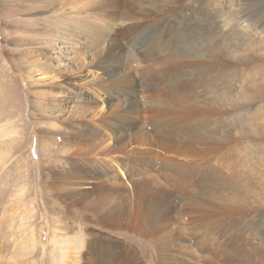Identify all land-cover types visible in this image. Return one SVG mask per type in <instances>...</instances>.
I'll return each instance as SVG.
<instances>
[{"label":"rangeland","instance_id":"rangeland-1","mask_svg":"<svg viewBox=\"0 0 264 264\" xmlns=\"http://www.w3.org/2000/svg\"><path fill=\"white\" fill-rule=\"evenodd\" d=\"M127 1L136 26L130 28L128 21H111L102 15L109 29L97 33L108 39V50L115 52L114 61L125 72L118 93L135 78L136 88L149 94L154 85L172 88L181 76L180 62L187 58L175 57L169 60L174 63H166L164 58L172 52L196 47L188 60L195 61L196 54L204 61L192 67L194 77L188 83L198 99L190 97V113L184 122L182 116L175 117V131L188 142L190 153L177 156V164L189 171L190 185L182 188L174 183L157 191L158 195L145 199L144 217L129 216L124 227L70 217L60 196L53 193L49 170L66 167L68 157L81 161L78 144L87 145L90 135L94 141L108 139L110 127L104 123L98 127L94 114L116 102L117 89L110 92L115 100L109 101L102 91H83L82 87L101 72L109 73L112 63L105 61L101 71L102 65L93 66L103 48L89 43L96 39L85 29L72 43L54 38L67 34L53 16L59 0H0V228L4 227L3 233L0 229V264H264V30L246 28L238 21L218 33L215 25H223L220 10L231 8L234 0ZM237 7L248 13L254 26L264 25V18L258 20L264 0H241ZM147 9L168 13L159 18L163 27H157L155 20L139 18ZM73 28L81 31L83 25ZM209 33L208 39L202 38ZM207 53L214 57L219 53L221 65L205 59ZM232 61L244 66L229 68ZM228 71L233 72L232 90L225 99L218 90L225 86ZM142 94L136 98L141 100ZM144 113L138 115L145 127L154 129L153 120L164 124L162 116L152 113L153 119L148 120ZM126 118L133 119L131 114ZM134 145L128 157L142 158L143 167L154 169L163 185L160 175L167 169L162 167L163 158L150 163L149 154ZM130 165L126 162L124 170L108 167L107 175L113 182H126L125 174L133 177L135 172ZM75 188L77 194L84 189ZM186 199H203L206 213L189 212L193 220L184 215L180 227L188 242L179 236L180 240H173L176 246H165L163 228L150 219L161 203L177 200L179 205ZM227 202L240 209L223 210ZM130 209L135 215L136 209ZM203 216L206 238L199 227L205 224ZM80 240L79 250L68 245ZM60 241L69 243L64 246Z\"/></svg>","mask_w":264,"mask_h":264},{"label":"bare ground","instance_id":"bare-ground-1","mask_svg":"<svg viewBox=\"0 0 264 264\" xmlns=\"http://www.w3.org/2000/svg\"><path fill=\"white\" fill-rule=\"evenodd\" d=\"M234 1L235 5H233L231 8L229 7L227 10H225L223 7L220 10L223 15V18L220 20V22L223 25H221L222 27L215 25L216 29H214L217 32L220 30L222 31V28L230 30L233 25L237 24L239 21V24L243 23L244 26H247L246 28H255L256 30L259 29V31L262 32L264 30V25L260 27L259 25L254 26L253 23L249 21L250 16L247 12H245L244 10L243 13L239 12L241 9L239 10L237 6L241 0ZM59 2L60 5L57 9L54 10L53 16L55 17L57 26L59 28H62L63 30H66L67 34L64 36H61L62 34H59L54 38H60L62 42L64 39H69L72 43V41H74V38L78 37L79 34H81L85 29L92 34L94 39H96V41H93V39L91 38V42L89 43L96 44V46L98 45V43L102 44L103 48V51L100 50V55H98V57H96L93 61V66L98 67L99 65H102L99 67V71H101L104 68L103 63L105 61H110L112 63V68L111 70H109V73L105 74L103 71L100 73L103 74V76H100L99 74V76L93 77L89 80L88 83L86 82L83 85L82 90H94L93 92H96L95 90H97V92L102 91V93L106 94V96H109V101L115 100L114 97L110 95V92L112 90L120 88L119 86L121 81L125 79V72L121 66L115 63L113 58L115 52L113 50H108V39L99 37L97 33L99 35H102L103 29H105L106 27L104 20L105 17L104 19H102V15H106L108 20L119 19L121 21H128V25H130V28L136 26L134 25V21L132 20V18L134 17V13L133 8L130 7L131 4L127 0H125V2L123 0H120L118 3H114L113 0H73V2L71 3H68L69 1L66 0H59ZM66 8L70 11H66ZM144 13V16L139 18H143L145 22L146 17L147 19L155 20L157 22V27H163L159 18H165L168 14L162 9H147ZM156 13L159 14L157 17H148L149 14ZM43 18L44 16H40L37 19L43 20ZM261 18H264V10L263 14L258 17V20H260ZM131 20L133 21V23L131 22ZM77 23L83 25L81 31H77V29L73 28L77 25ZM147 26H149V24ZM151 32L152 34H154L153 31ZM210 35V33L207 35H203L202 38L208 39ZM192 49H196V47H192L190 50ZM190 50L181 49L179 53L173 54L172 52L164 58V61H166V63H174V61L170 62L169 60H174L175 57L176 59L187 57L186 59H182L180 62V66L182 68V72L180 73L181 76L176 78V82L172 88L167 90V87L163 89L161 88V86L157 87L156 85H154L155 89H153V92L149 94L145 90L142 91L136 88V85L138 84L137 79L135 78L128 89H122L121 92L124 91L123 93H118L117 89L116 102L114 101L112 102V104H109V106L107 105V109L110 107L113 108L111 110H102L97 115L94 114L95 119L93 121H98V123L96 122L98 127L102 126L103 123L104 126L107 125L108 128L110 127V134L108 135V139H104L101 137L100 140L94 141L93 136L90 135L88 137L89 143H87V145H84L82 147V144L79 145L81 141L78 144V146L80 147L77 148V150L79 153L80 149L81 161L72 162L73 158L68 157L66 159V162L68 163L66 167H62L60 169L51 168L49 170V184L52 186L53 193L55 192L60 196V200L62 202V205L64 206L63 208L67 211V214H69L70 217V214H73L75 216L72 217H75L79 220H94L102 226L109 227L110 225H114L116 227H124L126 220H129V216L133 219L144 217L146 210L144 208L145 199H149V197L158 195L157 191L166 190L170 188V186L174 183L178 184L182 188L188 187L190 185L187 180L188 177H191V175L189 176V171L184 169L182 165L177 164L176 159V157L179 155L185 154L187 156H190V153L187 150L188 142L176 133L174 127L177 121L175 117L182 116L183 119L181 120V122H184V118L189 115L190 97L198 99V97H193L192 89L188 86V83L191 82L194 77L192 67L195 64H203L204 61H202L201 55L197 56L196 54V60L193 62L189 61L188 57L191 54ZM206 56L210 59H213L214 64L221 65V57L219 53L216 57H214L212 53H207L205 55V59ZM228 66L229 68H237L244 65L240 62L234 63L232 61ZM87 68H89V66L85 67V69ZM227 74L229 78L227 79L225 86L218 90L220 95L225 96V99H227L226 97L228 93L232 90V83L230 81H232L233 79L232 71H228ZM149 86L152 85L149 84ZM157 88L158 90L154 92V90H156ZM127 90L133 91L132 93H130ZM126 92L129 94H126ZM141 94L143 97L140 99L143 100V102L136 98ZM81 98L82 96H80V99ZM140 111L145 112L144 114L146 115V118L148 120L153 119L152 113H154V115L156 114L162 116L160 120L163 119L164 124L162 126H159V121L153 120L155 122L154 124L157 125L154 129L145 127V121L142 122L143 120L140 119L141 117L138 115ZM127 114H131L133 119L126 118ZM138 123H141L140 127L138 126ZM163 129L166 130L163 131ZM153 134L156 135V137L158 135L157 139L152 136ZM135 143L136 145H138L137 148L141 150L140 152L142 154H149L151 158L149 161L150 163L158 160L159 158H163L164 162L162 164V167L167 166L166 171L162 173V176L160 175L161 179L164 182L163 185L158 181L157 177L154 176V169L143 167L145 165L142 158H139L138 160L135 157H128L130 156L128 153ZM74 146L76 147L75 143ZM141 146L142 148H140ZM74 148L72 149L73 151ZM76 153L77 152L75 151V154ZM128 161H130L131 163L130 168H134L135 171L132 174L133 177L126 172L127 174L124 173L125 179L127 180L126 182L124 180L121 182H113L112 180H110L109 176L107 175L110 170H108V167L117 165L118 168L124 170L123 166H125L126 162ZM101 164H104V167L101 166ZM129 172L131 173L130 169ZM76 186H82L84 188L82 191L80 190V194H77L79 190L75 188ZM189 190L193 191L192 189ZM93 194L97 196L93 199H88L90 198L89 196ZM112 195H115L119 198L112 197ZM177 202V200H167L166 202L161 203L160 205H158L155 211V215H153L150 219L151 223L158 222L156 224H159L163 228L164 233L166 234V240L163 242L165 246H176L177 242L175 244L173 240H180V237H185V232L183 231V228L180 227V225H183L184 223V215L193 220L194 217L191 216L189 212L192 213L196 210L197 212L206 213V203L203 199L202 201L186 199V202H183L179 205ZM130 208L136 209L135 215L132 214ZM221 208L223 210L240 209L238 205L232 202L225 203L221 206ZM200 219L205 222L206 216H203ZM78 223H81V221H79ZM147 226L149 225H144L143 228H146ZM199 227L203 228L204 237L206 238V222L204 225L199 224ZM0 229L3 233L4 227H1ZM6 230L9 231V229ZM185 241L188 242L186 237ZM60 243L64 244L65 246L69 242L60 241ZM68 245H71L70 247L72 248L76 247L77 250H79L81 240L80 242H74L73 244L71 243ZM240 249L241 246L238 245V253ZM62 256L66 255L64 254Z\"/></svg>","mask_w":264,"mask_h":264}]
</instances>
